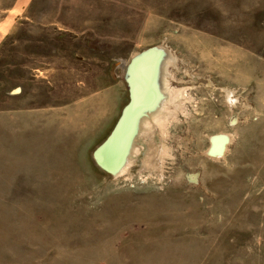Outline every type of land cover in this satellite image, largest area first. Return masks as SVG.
<instances>
[{"label": "rangeland", "instance_id": "rangeland-1", "mask_svg": "<svg viewBox=\"0 0 264 264\" xmlns=\"http://www.w3.org/2000/svg\"><path fill=\"white\" fill-rule=\"evenodd\" d=\"M155 47L183 101L108 175ZM0 264H264V0H0Z\"/></svg>", "mask_w": 264, "mask_h": 264}, {"label": "water", "instance_id": "water-1", "mask_svg": "<svg viewBox=\"0 0 264 264\" xmlns=\"http://www.w3.org/2000/svg\"><path fill=\"white\" fill-rule=\"evenodd\" d=\"M165 56L164 50L155 47L134 58L129 65L134 73L127 79L130 101L107 140L93 154L94 162L108 175L124 167L141 119L146 112L158 107L161 98L159 75ZM217 140L221 147L216 153H222L229 137L216 136L213 142Z\"/></svg>", "mask_w": 264, "mask_h": 264}, {"label": "bare ground", "instance_id": "bare-ground-1", "mask_svg": "<svg viewBox=\"0 0 264 264\" xmlns=\"http://www.w3.org/2000/svg\"><path fill=\"white\" fill-rule=\"evenodd\" d=\"M159 49L163 50L161 48H159ZM170 56L171 55L166 52V56H165L164 62L162 63V67H161V71H160V75H159V85H160L159 89L161 92V98L159 100L158 107L155 108L154 110L146 112V115L141 119L137 134L134 137V141H133L132 147L130 148V151L128 153V157H127V160L124 164V167L120 171H116L111 175L120 174L129 167L130 162L133 160V158L136 154V148L139 145L143 146L141 148H144V145H147L148 151L145 153L146 159L144 160V164L149 169H151V168L157 169L156 157H157V154L160 150H159V146L155 140L154 133L152 131L149 132V129L151 126L150 121H151V123L153 122L154 124H157V123H160L161 121L162 122L165 121L168 118L174 117V115H176V112L179 111V106L182 103L180 101H183V95L179 91L174 92V89L170 88V85H169V87L167 86L166 79L168 80V78H166L167 77L166 76V69H167V62H168L167 60L170 58ZM137 57H139V56H137ZM125 69L127 70L128 73H130V76L133 77L134 73H133V71H131V68H125ZM169 82H170V80H169ZM166 124H168L167 121H166ZM227 137H229V135ZM213 141H214V138H212L211 149L207 152L209 157H211L213 154L214 155L215 154L220 155V156L211 157L215 160L218 159V157L219 158L224 157L225 153L227 151V148L229 146V143L231 142L230 137H229L228 144L225 145L226 147H224V150L222 153H216L217 150H219V148L221 147V142L219 140H217L215 142H213ZM222 154L224 156H222Z\"/></svg>", "mask_w": 264, "mask_h": 264}]
</instances>
